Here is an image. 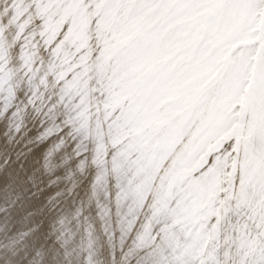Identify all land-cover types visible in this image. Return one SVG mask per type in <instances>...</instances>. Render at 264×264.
<instances>
[{"label":"snow or ice","instance_id":"obj_1","mask_svg":"<svg viewBox=\"0 0 264 264\" xmlns=\"http://www.w3.org/2000/svg\"><path fill=\"white\" fill-rule=\"evenodd\" d=\"M0 101V264L66 259L45 145L123 181L121 264H264V0H2Z\"/></svg>","mask_w":264,"mask_h":264},{"label":"bare ground","instance_id":"obj_2","mask_svg":"<svg viewBox=\"0 0 264 264\" xmlns=\"http://www.w3.org/2000/svg\"><path fill=\"white\" fill-rule=\"evenodd\" d=\"M14 113L15 108L10 102L6 104L0 101V122L14 127L17 123ZM47 148V145L42 146L38 152L37 179L45 183L59 179L60 183L54 184L46 194L62 191V199L66 202L62 215L66 220L67 233L58 240L65 229L57 224L55 235L49 237L56 245L57 251L61 252V256L66 257L65 260H57L56 264H89V258L91 264H121L123 251L133 242L130 237L131 229L123 219L128 205L122 203L117 208L115 203L123 181L113 176L97 185L95 181L97 177L102 176V170L96 167H93L86 177L75 173L69 175L67 168L48 169ZM81 208L84 211L79 219H75L77 210ZM12 227L16 232H31L33 223L16 221ZM46 228L52 231L51 225H46Z\"/></svg>","mask_w":264,"mask_h":264}]
</instances>
